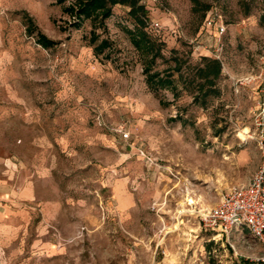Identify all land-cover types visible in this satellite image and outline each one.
<instances>
[{"label":"rangeland","instance_id":"374dc122","mask_svg":"<svg viewBox=\"0 0 264 264\" xmlns=\"http://www.w3.org/2000/svg\"><path fill=\"white\" fill-rule=\"evenodd\" d=\"M139 1L161 49L152 70L174 81L159 94L127 6L74 28L75 0H0V199L25 209L0 226V264H264L247 230L211 235L195 215L261 161L243 130L264 96V0ZM211 9L219 36L203 26ZM213 53L221 72L201 100L196 67Z\"/></svg>","mask_w":264,"mask_h":264},{"label":"built area","instance_id":"2783aa9c","mask_svg":"<svg viewBox=\"0 0 264 264\" xmlns=\"http://www.w3.org/2000/svg\"><path fill=\"white\" fill-rule=\"evenodd\" d=\"M203 26L207 29L214 28L218 36L226 31L221 15L212 9L206 14ZM151 27L154 32L160 30L158 22H151ZM198 48L199 45L195 49ZM213 55L219 60L217 53ZM253 78L250 75L245 77V80L251 81ZM243 132L244 140H253L258 148L261 155L260 164L247 182L232 185L220 194L213 206L199 209L195 215L206 233L228 239L233 232L247 230L264 249V96L253 110L250 126ZM127 136V133H123V137Z\"/></svg>","mask_w":264,"mask_h":264},{"label":"trees","instance_id":"16d2710c","mask_svg":"<svg viewBox=\"0 0 264 264\" xmlns=\"http://www.w3.org/2000/svg\"><path fill=\"white\" fill-rule=\"evenodd\" d=\"M66 0H55L56 3H63ZM120 4L129 8L128 13L136 21V27L133 31L128 30L130 33V40L135 49L147 57V61L143 64L142 71L145 75V82L148 87L159 94L160 90L167 87H174V81L171 78L169 71L159 72L152 70L155 60L160 56V46L152 40L145 27V14L146 10L139 0H75L74 4L67 7L68 11L73 16V21L69 26L79 28L84 20H91L94 25L104 26V21L112 15L113 6ZM27 31H33L32 20L27 16ZM36 41L44 48L52 46L55 42L48 38L41 32H37ZM89 43L93 45L94 54H104L105 50L110 47L111 42L108 38H100L96 32L95 26L90 30ZM106 58L109 57V52L105 54ZM202 64L196 67V75L203 82L198 84L200 88L199 98L205 100L208 90L206 84L213 85L214 81L221 72V63L218 59L211 57H203ZM175 68L180 69L178 63L175 62ZM214 94L217 92L211 90Z\"/></svg>","mask_w":264,"mask_h":264},{"label":"crops","instance_id":"0c3cea01","mask_svg":"<svg viewBox=\"0 0 264 264\" xmlns=\"http://www.w3.org/2000/svg\"><path fill=\"white\" fill-rule=\"evenodd\" d=\"M14 198L15 197H13L12 200H8L6 202L1 201V199H0V226L2 225V227H7V226L9 227L10 226V224H9L10 223V220H9L10 215L21 216V214L23 215L25 213V209H24V205H23L24 203L18 202V201L16 202ZM23 219H24V217H23Z\"/></svg>","mask_w":264,"mask_h":264},{"label":"bare ground","instance_id":"6f19581e","mask_svg":"<svg viewBox=\"0 0 264 264\" xmlns=\"http://www.w3.org/2000/svg\"><path fill=\"white\" fill-rule=\"evenodd\" d=\"M189 202L191 203L192 201H191V200H189Z\"/></svg>","mask_w":264,"mask_h":264}]
</instances>
